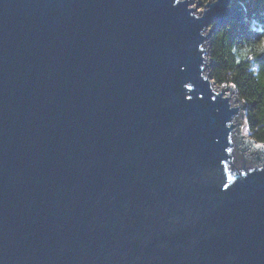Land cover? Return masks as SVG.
<instances>
[{
	"label": "water",
	"instance_id": "95a60500",
	"mask_svg": "<svg viewBox=\"0 0 264 264\" xmlns=\"http://www.w3.org/2000/svg\"><path fill=\"white\" fill-rule=\"evenodd\" d=\"M244 14L0 0V264H264V143L207 71Z\"/></svg>",
	"mask_w": 264,
	"mask_h": 264
},
{
	"label": "trees",
	"instance_id": "16d2710c",
	"mask_svg": "<svg viewBox=\"0 0 264 264\" xmlns=\"http://www.w3.org/2000/svg\"><path fill=\"white\" fill-rule=\"evenodd\" d=\"M232 2H241L246 12L241 20L230 19L210 35L208 71L215 86L229 87L235 96L233 100H240L245 122L238 121V133L247 129L249 139L263 144L264 52L260 46L264 42V0ZM239 141L237 138V144ZM236 154L238 159L248 162L256 156L240 147H236Z\"/></svg>",
	"mask_w": 264,
	"mask_h": 264
},
{
	"label": "snow or ice",
	"instance_id": "6c2138e0",
	"mask_svg": "<svg viewBox=\"0 0 264 264\" xmlns=\"http://www.w3.org/2000/svg\"><path fill=\"white\" fill-rule=\"evenodd\" d=\"M177 3H179V0H177ZM260 51L264 52V42L261 43ZM188 99H191V97H189ZM242 175H246V173H242ZM228 181H229V183H225L224 182V176H223V173H222L221 177L219 179V186L223 185V189H221V190H228L230 188V186H233L234 178L229 176L228 177Z\"/></svg>",
	"mask_w": 264,
	"mask_h": 264
},
{
	"label": "rangeland",
	"instance_id": "374dc122",
	"mask_svg": "<svg viewBox=\"0 0 264 264\" xmlns=\"http://www.w3.org/2000/svg\"><path fill=\"white\" fill-rule=\"evenodd\" d=\"M196 9H197L198 11H201V10L203 9V6H197ZM245 12H246V11H245ZM211 24H213V22L210 23V24L208 25L209 28L212 27ZM213 32H215V31H213ZM213 32H212V33H213ZM212 33H211V34H212ZM211 34H210V35H211ZM206 41H207V44H208V42H209V37H208V39H207ZM208 57H209V56H208ZM208 60H209V59H208ZM208 67H209V66H208ZM207 71H208V68H207ZM214 86H215V84H214ZM217 88H223V86H219V87H217ZM229 92H230V91H229L228 89H226L225 91H223V95H228ZM234 103L237 104V103H238V100H234ZM246 130H247V129H246ZM247 135H248V133H247ZM254 143H255V142H254ZM255 144H257V143H255Z\"/></svg>",
	"mask_w": 264,
	"mask_h": 264
},
{
	"label": "clouds",
	"instance_id": "9594fccd",
	"mask_svg": "<svg viewBox=\"0 0 264 264\" xmlns=\"http://www.w3.org/2000/svg\"><path fill=\"white\" fill-rule=\"evenodd\" d=\"M247 133H248V131H247Z\"/></svg>",
	"mask_w": 264,
	"mask_h": 264
}]
</instances>
